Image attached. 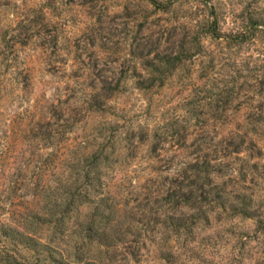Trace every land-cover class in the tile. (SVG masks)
Segmentation results:
<instances>
[{
  "label": "rangeland",
  "instance_id": "374dc122",
  "mask_svg": "<svg viewBox=\"0 0 264 264\" xmlns=\"http://www.w3.org/2000/svg\"><path fill=\"white\" fill-rule=\"evenodd\" d=\"M156 1L0 0V264H264V0Z\"/></svg>",
  "mask_w": 264,
  "mask_h": 264
},
{
  "label": "trees",
  "instance_id": "16d2710c",
  "mask_svg": "<svg viewBox=\"0 0 264 264\" xmlns=\"http://www.w3.org/2000/svg\"><path fill=\"white\" fill-rule=\"evenodd\" d=\"M148 1L150 2V4L154 5V7H156V8L157 7L163 8L162 4H160L156 0H148ZM248 25L249 26L247 27V29H252V28L254 29V28H258L262 24L259 23L256 19L250 18V20L248 21ZM262 28L264 29V24H263ZM206 30H207L206 33L210 36H212L216 39L222 38V36L220 34H218V32H217V30L215 28V24H213V25L209 24L208 27L206 28ZM245 36H246L245 33H238L231 39H234V41L236 43H242V42H244ZM225 38L229 40V38L227 36H225ZM231 41H233V40H231ZM182 62H183V58L180 55V53L178 52L177 54L170 55V56L156 55L155 58H153L152 60H145L143 63V67L146 69V71L149 70V71H152L154 73L158 72V74H160V75L161 74L165 75L166 70L174 69L176 67V65H178ZM162 68L164 70L163 72L161 71ZM147 76L146 77L139 76V79L137 80L138 89H140V90L149 89L155 84L156 81H154L153 76H151V77H149V75H147ZM243 140L244 139L241 140V144H239L240 146L244 145ZM236 151L234 153H237ZM86 159H87L88 164H87L85 175H86L87 180L90 181L93 178L88 173L89 167L97 164V162L101 159V154L100 155L94 154L93 156L87 157ZM220 165H222V164H218V167L216 168V167H214V165H211L210 162H205V161H203V162L194 161V162L189 163L188 166L185 168V170H183L182 183L180 185L181 189L179 192L180 195L184 197V201L185 200H191L193 194L196 193L197 191H199L201 193V195H199V197H201L202 195H204L208 192V191H206V186H212L216 190V194H214L215 198H214V200H212L211 203H217V204L221 203V205L223 207H225L227 200L223 199L222 191H220L218 188L219 182L216 181V179L218 178L217 174L219 172ZM262 175H264V174H262ZM262 175H261V177L264 178V176H262ZM194 187H195L196 192H193ZM208 197L204 196V200L207 199V201L210 202L208 200ZM222 200H225V202L222 203L221 202ZM218 201H219V203H218ZM54 202L58 205L57 201H54ZM59 202H61V200ZM254 206L255 205H253V203L250 201V205H244L242 207V209H240V210L238 209L237 213L241 214L246 219L255 220L256 223L258 224L259 230L264 231V216H263L264 211L259 212L258 211L259 207L255 208ZM251 207H254V208H251ZM260 209L264 210L263 207H261ZM178 226L183 227L184 224L182 223Z\"/></svg>",
  "mask_w": 264,
  "mask_h": 264
}]
</instances>
